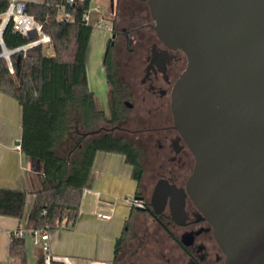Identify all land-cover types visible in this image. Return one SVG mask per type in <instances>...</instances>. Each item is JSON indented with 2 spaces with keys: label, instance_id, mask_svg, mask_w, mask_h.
I'll return each instance as SVG.
<instances>
[{
  "label": "water",
  "instance_id": "1",
  "mask_svg": "<svg viewBox=\"0 0 264 264\" xmlns=\"http://www.w3.org/2000/svg\"><path fill=\"white\" fill-rule=\"evenodd\" d=\"M148 4L159 38L188 60L172 94L175 127L195 156L188 193L225 264H264V0ZM166 197H156L161 206Z\"/></svg>",
  "mask_w": 264,
  "mask_h": 264
},
{
  "label": "trees",
  "instance_id": "2",
  "mask_svg": "<svg viewBox=\"0 0 264 264\" xmlns=\"http://www.w3.org/2000/svg\"><path fill=\"white\" fill-rule=\"evenodd\" d=\"M10 1L0 0V15L7 10ZM26 3L28 11L43 24L51 42L11 54L14 71H11L8 60L0 56V91L14 97L21 105V149L43 165V187L37 191L26 229H54L60 224L59 216L63 211L77 215L98 151L125 155L126 161L133 166L136 194L140 193L143 167L139 149L132 141L107 132L91 135L102 121L114 124L123 117V109L118 102H114L112 114L107 117L89 86L88 54L94 26L84 20V15L91 0ZM59 3L66 4L74 13L73 20L57 19ZM2 36L8 49L21 47L38 38L15 31L12 22L7 24ZM112 41L111 37L103 55V65L108 81L115 84ZM26 198L24 190L0 187V215L22 218ZM135 209L131 207L126 226ZM26 237L12 236L10 255L14 261L8 264H28ZM125 238L126 229L116 240L114 263ZM38 264H45L43 251ZM51 264L64 262L53 259Z\"/></svg>",
  "mask_w": 264,
  "mask_h": 264
},
{
  "label": "flooded vegetation",
  "instance_id": "3",
  "mask_svg": "<svg viewBox=\"0 0 264 264\" xmlns=\"http://www.w3.org/2000/svg\"><path fill=\"white\" fill-rule=\"evenodd\" d=\"M113 3L112 73L116 82L108 81L102 58L108 108L99 106L110 117L114 102H118L123 117L114 124L102 121L91 135L112 133L137 146L143 176L140 193L132 197L143 206L130 205L144 213L142 217L131 216L116 261L143 264L148 228L153 226L155 233L162 236L165 264H225L226 254L212 223L188 193L195 156L174 124L172 94L187 67V56L182 49L169 47L159 38L148 0ZM180 190L185 194L182 212ZM163 193L167 197L161 206L156 197ZM156 209L162 211L156 213Z\"/></svg>",
  "mask_w": 264,
  "mask_h": 264
},
{
  "label": "crops",
  "instance_id": "4",
  "mask_svg": "<svg viewBox=\"0 0 264 264\" xmlns=\"http://www.w3.org/2000/svg\"><path fill=\"white\" fill-rule=\"evenodd\" d=\"M8 63L11 69L12 60ZM21 137L22 107L14 97L0 91V187L27 192L22 218L0 215V264L14 261L10 255L12 232L26 228L37 191L42 189L44 181L42 162L17 147ZM132 173L133 167L124 154L96 153L77 215L63 211L59 216L60 224L49 229L54 259L64 264H114L116 240L122 235L124 223L131 214V206L127 205L132 196L124 200L122 195L136 193L137 189ZM112 198L114 201L109 200ZM99 213L109 214L110 218H103ZM131 216L142 217L144 213L133 211ZM26 238L28 264H38L42 249L33 243L32 235L27 234Z\"/></svg>",
  "mask_w": 264,
  "mask_h": 264
},
{
  "label": "built area",
  "instance_id": "5",
  "mask_svg": "<svg viewBox=\"0 0 264 264\" xmlns=\"http://www.w3.org/2000/svg\"><path fill=\"white\" fill-rule=\"evenodd\" d=\"M85 0H67V2L76 3V2H83ZM92 2V0H91ZM97 14L100 13V7L94 8ZM113 15V13H112ZM100 16V15H99ZM1 22H0V37L2 44L3 41V29L7 26L8 23L12 22L13 29L15 31L20 32L25 36H37L38 38L29 42L26 45L21 47H17L14 49H10V55H5L8 57V60L11 62V54L19 52L21 50L26 51L29 47L37 45V44H49L51 42V37L44 32L43 24L37 20L36 16L33 13L28 11L27 3L23 0H11L10 4L6 11H4L1 15ZM57 19L58 20H73L74 13L66 7V4L59 3L57 5ZM84 20L89 24H95L96 27L99 28H108L110 31H113L114 26L113 24H109L104 22V20L99 17L92 22L91 16V4L88 11L84 15ZM94 26V25H93ZM5 50V49H4ZM11 71H14L13 67L11 66ZM20 148V144L17 145ZM129 203L141 207L143 203L135 198L131 197L128 199ZM99 216L103 218H110L109 214L106 213H99ZM27 234L32 235V240L35 245L41 247L42 251L44 252V262L45 264H51L54 256L51 253L50 248V234L48 228H38V229H31L28 230L26 228L16 229L12 232V236L16 237H23Z\"/></svg>",
  "mask_w": 264,
  "mask_h": 264
},
{
  "label": "rangeland",
  "instance_id": "6",
  "mask_svg": "<svg viewBox=\"0 0 264 264\" xmlns=\"http://www.w3.org/2000/svg\"><path fill=\"white\" fill-rule=\"evenodd\" d=\"M96 7H100L99 14H97L94 10V8ZM91 16H92V22H94L96 18L101 17L104 20V22L113 24L114 20H113V16L111 13V1L110 0H92ZM93 25H94V30L92 33L91 47H90L89 54H88L89 78H90L89 85L95 91L98 104L102 108L107 109L108 108V104H107L108 97H107V91H106L107 89L106 88V78H105V75L103 72V66H102V58L105 53L108 41L111 38L113 33L108 28H99V27H96L95 24ZM4 57L8 60L7 56H4ZM129 137H132V136H129ZM136 188H137V183H136ZM134 195L135 193H131V194L123 193L122 199L125 200L126 197H131ZM109 200L114 201L113 198ZM127 206L130 207L131 205L129 204ZM149 222L150 221H148V223ZM141 226L145 227L146 224H143ZM125 228H126V222L124 223L123 231ZM148 229L150 233L145 242L146 248H145L144 257H143V264H165L163 262L164 260L162 257L163 256L162 252H163V247H164L162 236L155 233L156 229L153 226H150V228ZM116 264H121V263L120 261L119 263H117L116 261Z\"/></svg>",
  "mask_w": 264,
  "mask_h": 264
},
{
  "label": "bare ground",
  "instance_id": "7",
  "mask_svg": "<svg viewBox=\"0 0 264 264\" xmlns=\"http://www.w3.org/2000/svg\"><path fill=\"white\" fill-rule=\"evenodd\" d=\"M1 31V30H0ZM0 41H1V37H0Z\"/></svg>",
  "mask_w": 264,
  "mask_h": 264
}]
</instances>
